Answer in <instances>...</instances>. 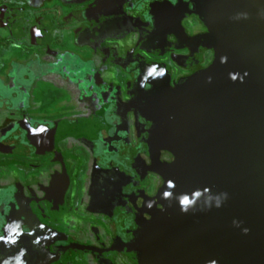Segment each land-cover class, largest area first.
<instances>
[{
    "label": "flooded vegetation",
    "instance_id": "af4514ba",
    "mask_svg": "<svg viewBox=\"0 0 264 264\" xmlns=\"http://www.w3.org/2000/svg\"><path fill=\"white\" fill-rule=\"evenodd\" d=\"M199 5L0 0V264H136L157 97L214 57Z\"/></svg>",
    "mask_w": 264,
    "mask_h": 264
},
{
    "label": "water",
    "instance_id": "95a60500",
    "mask_svg": "<svg viewBox=\"0 0 264 264\" xmlns=\"http://www.w3.org/2000/svg\"><path fill=\"white\" fill-rule=\"evenodd\" d=\"M199 4L214 57L157 97L155 198L167 215L153 208L128 254L136 264H264V0Z\"/></svg>",
    "mask_w": 264,
    "mask_h": 264
}]
</instances>
